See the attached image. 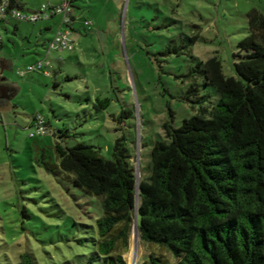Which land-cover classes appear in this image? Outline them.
I'll list each match as a JSON object with an SVG mask.
<instances>
[{
    "label": "rangeland",
    "instance_id": "rangeland-1",
    "mask_svg": "<svg viewBox=\"0 0 264 264\" xmlns=\"http://www.w3.org/2000/svg\"><path fill=\"white\" fill-rule=\"evenodd\" d=\"M18 1L30 15L61 0ZM72 3L75 49L52 52L51 77L44 73L49 68L27 70L47 56L60 17L9 20L0 28V83L6 90L0 98V264H18L25 253L37 264H88L102 206L59 170L60 140L52 133L63 136L66 147L92 145L109 160L125 138L138 179L147 178L154 145L166 141L164 126L180 128L195 115L182 100L187 91L195 85L217 100L216 89L186 76L217 58L224 75L237 78L235 63L245 56L239 44L252 33L249 14L264 15V0ZM176 48H183L179 55ZM36 116L50 130L33 139ZM133 248L136 264L147 263L155 251L133 233L126 264Z\"/></svg>",
    "mask_w": 264,
    "mask_h": 264
},
{
    "label": "trees",
    "instance_id": "trees-1",
    "mask_svg": "<svg viewBox=\"0 0 264 264\" xmlns=\"http://www.w3.org/2000/svg\"><path fill=\"white\" fill-rule=\"evenodd\" d=\"M249 17L237 78L226 77L217 58L186 76L216 89L217 100L195 85L187 91L182 100L195 115L180 128L164 126L166 141L154 145L147 178L138 181L125 138L109 160L95 146L66 147L52 133L60 140L59 170L102 206L88 264H126L136 216L142 242L155 249L145 264H264V15ZM75 22L74 14V33ZM18 264L37 263L25 253Z\"/></svg>",
    "mask_w": 264,
    "mask_h": 264
},
{
    "label": "built area",
    "instance_id": "built-area-1",
    "mask_svg": "<svg viewBox=\"0 0 264 264\" xmlns=\"http://www.w3.org/2000/svg\"><path fill=\"white\" fill-rule=\"evenodd\" d=\"M56 17H60L61 24L59 26L57 35L53 41L50 42L47 56L44 60L36 63L35 65L28 67V72H41L46 68L50 71H44L47 77L53 75L52 72V60L51 55L53 51H73L75 49V42L72 39L73 31V17L74 8L72 6V0H61L56 5H44L39 12L26 15L17 9L12 8L10 0H0V28L3 24L9 20L26 21L30 23H36L42 20H49ZM25 73H21L24 75ZM47 121L43 116H36L33 120V125L36 127L37 134H33L31 137H42L48 134Z\"/></svg>",
    "mask_w": 264,
    "mask_h": 264
},
{
    "label": "bare ground",
    "instance_id": "bare-ground-1",
    "mask_svg": "<svg viewBox=\"0 0 264 264\" xmlns=\"http://www.w3.org/2000/svg\"><path fill=\"white\" fill-rule=\"evenodd\" d=\"M125 19V18H124ZM136 241V240H135ZM134 242V241H133ZM140 248V247H139ZM140 258V257H139ZM138 259V249L133 248L130 253L129 262L134 264L135 261Z\"/></svg>",
    "mask_w": 264,
    "mask_h": 264
},
{
    "label": "water",
    "instance_id": "water-1",
    "mask_svg": "<svg viewBox=\"0 0 264 264\" xmlns=\"http://www.w3.org/2000/svg\"><path fill=\"white\" fill-rule=\"evenodd\" d=\"M137 179H138V177H137ZM138 181H139V179H138ZM138 225H139V219H138V216H136L135 226H134V231H133L135 238H138L139 237ZM134 264H136V262H134Z\"/></svg>",
    "mask_w": 264,
    "mask_h": 264
},
{
    "label": "crops",
    "instance_id": "crops-1",
    "mask_svg": "<svg viewBox=\"0 0 264 264\" xmlns=\"http://www.w3.org/2000/svg\"><path fill=\"white\" fill-rule=\"evenodd\" d=\"M3 25H4V24H3ZM3 25H2V26H3ZM74 28H75V27H74ZM2 64H3V67H4V68H7V67H8V65H7L6 62H2ZM2 86H4V85L0 83V87L3 89V90H2V89H0V90H2L3 93H5L6 90H5ZM3 93H2V94H3ZM0 98H1V96H0Z\"/></svg>",
    "mask_w": 264,
    "mask_h": 264
},
{
    "label": "flooded vegetation",
    "instance_id": "flooded-vegetation-1",
    "mask_svg": "<svg viewBox=\"0 0 264 264\" xmlns=\"http://www.w3.org/2000/svg\"><path fill=\"white\" fill-rule=\"evenodd\" d=\"M0 89H2L1 87H0ZM3 90V89H2ZM2 90H0V96H2V93H3V91ZM4 94V93H3Z\"/></svg>",
    "mask_w": 264,
    "mask_h": 264
}]
</instances>
